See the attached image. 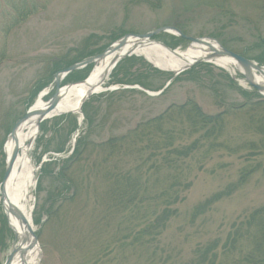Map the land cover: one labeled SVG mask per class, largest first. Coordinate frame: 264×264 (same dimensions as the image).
<instances>
[{
  "label": "rangeland",
  "instance_id": "obj_1",
  "mask_svg": "<svg viewBox=\"0 0 264 264\" xmlns=\"http://www.w3.org/2000/svg\"><path fill=\"white\" fill-rule=\"evenodd\" d=\"M163 26H174L190 37L213 38L264 66V0H0V182L9 132L42 91L49 90L44 102L50 98L57 68L87 52H102L124 35ZM152 40L172 50L189 47L188 41L163 32ZM131 56L134 61L125 65L134 73L129 82L137 80L145 88L133 82H113L112 69L103 88L116 89L90 95L82 104L86 118L82 111L66 113L44 120L42 131L39 125L29 152L34 184L26 205L36 236L37 264H145L138 259L134 241L138 221L121 219L119 213L118 224L106 212L105 171L113 164L103 163L107 153L101 143L188 99L211 115L222 111L226 103L243 101L229 79L250 90L235 68L230 72L211 63L195 64L173 77L171 72H155L159 69L142 56ZM87 66L61 86L86 79L94 64ZM115 78L124 80L119 74ZM139 87L150 93L164 89L153 96ZM167 116L164 128L180 127L185 120L177 117L174 107ZM247 123L246 115L229 113L218 141L230 148H212L203 156L208 145L202 144L185 160L183 169L190 185L154 242L159 257L154 264H183L197 245L215 239L221 243L234 222L264 206V150L257 144L260 135ZM183 127L182 138L174 145L189 144L198 136ZM80 136L81 155L64 170L69 186L56 178L53 165L40 171L44 162L68 156ZM146 142L130 145L128 141L123 147L142 145L147 153ZM125 150L114 158L118 168L142 165L147 174L151 172L149 160L142 163ZM218 195V200L207 202ZM15 240L0 205V264Z\"/></svg>",
  "mask_w": 264,
  "mask_h": 264
},
{
  "label": "trees",
  "instance_id": "obj_2",
  "mask_svg": "<svg viewBox=\"0 0 264 264\" xmlns=\"http://www.w3.org/2000/svg\"><path fill=\"white\" fill-rule=\"evenodd\" d=\"M221 43L223 44V42ZM100 51L101 49L96 52H87L57 68L54 73ZM132 61H134L132 56L121 59L112 70L111 77L114 79L112 81L117 83L133 82L145 88L146 85L137 80L129 82L130 76H134V73L131 74L125 65ZM201 64L199 63L197 66H201ZM87 67L66 75L61 81V85L73 81V77L86 70ZM147 67L153 69L148 65ZM118 74L124 77V80H117L115 75ZM170 74L172 75V73ZM229 84L243 96V101L226 103L222 111L211 115L203 112L197 103L188 99L184 103L171 106L161 114L138 124L125 134L108 138L101 143L107 153L103 158V163L113 164L110 169L105 171L107 180L103 191V200L107 204L108 211L106 210V212L111 215V220L116 218L118 224L119 213L122 214L121 219L129 218L138 221L139 228L134 241L137 244L138 259L145 264H154L153 262L159 258L156 256L158 248L153 247L154 242L165 229L169 219L176 214L175 205L183 199L182 193L190 185L185 178L186 174L183 169L185 160L195 155V151L202 144L208 145L202 153L203 156L207 155L212 148L225 150L230 148L225 141H218V138L223 135L226 115L229 113L246 115L248 118L247 127L255 134L260 135L257 144L259 149L264 150V98L258 95L253 88L249 87L250 90H244L237 87L230 79ZM173 107L178 114L177 117L181 118L180 115H182L185 120L180 121L182 124L180 127L176 125L175 128L173 126L164 128V120ZM81 111L86 118L84 105H82ZM183 125L198 133V136L189 144L174 145L176 140L180 141L182 138ZM42 130L43 127L40 124L39 131ZM154 135L157 136L156 139H154ZM143 139L150 146L147 153L142 145H135L136 148L129 147L127 150L132 157L141 159L142 163L149 160L151 172L147 174L142 169V165L126 170L118 168V159L114 158L121 155L119 154V152L122 153L121 150H125L123 146L128 141H130V145H133ZM36 141L38 146L41 145L38 138ZM82 143L83 137L80 136L68 156L44 162L40 171L43 172L46 166L53 165L56 178H63L65 185L69 186L71 181L65 177L64 170L67 169L68 163L81 155L79 146ZM252 145L254 146V143ZM241 178L243 179L242 176ZM218 198L219 195L207 202L218 200ZM217 249H220L219 253L216 252ZM183 264H264V206L255 208L242 219L234 222L221 243L215 239L197 245L192 251V257Z\"/></svg>",
  "mask_w": 264,
  "mask_h": 264
},
{
  "label": "bare ground",
  "instance_id": "obj_3",
  "mask_svg": "<svg viewBox=\"0 0 264 264\" xmlns=\"http://www.w3.org/2000/svg\"><path fill=\"white\" fill-rule=\"evenodd\" d=\"M126 51H133L135 55L142 56L153 66L162 69L166 72L175 73L184 68L194 59L203 57L207 48L192 44L185 50L176 49L173 52L161 46L154 41L138 42L130 38L126 44L118 51H112L104 58L99 59L94 64L92 70L85 79V83H75L67 87H62L59 92V100L54 113L49 118L59 116L66 113H77L81 102L92 94H97L104 91L103 83L109 75L111 61ZM215 65L229 70L230 72L236 67L235 63L229 58H220L214 61ZM256 81L262 83L264 79L260 75H254ZM44 96V95H43ZM43 96L38 97L30 106L33 109L44 106ZM36 129V117L30 116L23 121L15 130L14 137L8 138L3 151L7 160L12 149L18 147V155L12 164V168L8 177L2 186V196H0V205L2 211L7 210L11 205L20 210L26 218L28 224L29 208L26 205L29 200V192L33 187L34 169L31 166L29 152L32 148V137ZM7 224L15 233L16 254L14 255L11 264H23L19 259V249H25L29 245V240L24 242L28 235V228L18 218H15L10 213L6 216ZM38 247L35 245L31 250L26 252L24 256V264H37Z\"/></svg>",
  "mask_w": 264,
  "mask_h": 264
},
{
  "label": "water",
  "instance_id": "obj_4",
  "mask_svg": "<svg viewBox=\"0 0 264 264\" xmlns=\"http://www.w3.org/2000/svg\"><path fill=\"white\" fill-rule=\"evenodd\" d=\"M168 33L170 35H174L177 37H180L186 41L189 42V46H191L192 44H196L198 46H205L207 48V52L203 57L194 59L191 63H189L187 66H185L184 68L176 71L175 73H173V77L175 75H178L180 72L188 69L189 67L198 64V63H212L215 64L214 61L220 59V58H229L232 60V62L235 63V68L238 71V73L240 75H242L243 79L245 80V83L247 85H249L250 87H253L255 89V91L264 98V82L260 83L258 81H256V79L254 78L255 74H258L260 76L263 77L264 79V66L257 64L256 62L247 59L239 54H236L226 48H224L218 41H216L213 38H199V37H190L188 35H185L184 33H182L178 28L174 27V26H163V27H159L157 29H154L152 31L143 33V34H132V35H124L121 38H119L116 42H114L113 44H110L105 50H103L102 52L96 54V55H92L86 58H83L82 60L60 70L57 71L54 74L53 77V81L51 83V88L53 89V93L50 96V98L44 102V106L40 107V108H35L33 109L32 107H29L27 109V111L24 113V115L22 117H20L15 124L13 125L11 131L9 132L8 137L9 138H13L14 137V133L15 130L18 128V126L25 121L26 119H28L30 116H35L36 117V129H35V133L32 137L31 143H33L37 132L39 130V125L42 121L46 120L49 118V116L52 115V113H54L56 106L58 104V100H59V95L58 92L62 87H67L71 84L65 85V86H60V82L62 81V79L69 74L72 71L75 70H79L84 68L85 66L89 65V64H95L97 60L104 58L107 54L111 53L112 51H118L119 49H121L126 42L132 38L135 41L138 42H142V41H153L152 37L157 35L158 33ZM159 43L161 46H163L164 48L168 49L169 51L173 52L174 50L169 49L168 47H166L163 43L157 42ZM134 55L133 51H126L124 53H121L120 55L116 56L113 61H111V65H110V70L109 73L111 72V70L114 68V66L116 65V63L121 60L124 57L127 56H131ZM150 63V62H149ZM156 67V66H155ZM159 70L163 71L162 69L158 68ZM171 80V79H170ZM170 80L166 83V85L164 86V88L170 83ZM78 83H85V79L78 82ZM163 88V89H164ZM116 88L113 87H107V88H103V90H114ZM139 89L143 90L146 94L148 95H158L160 94L163 89H161L160 91L156 92V93H150L146 90H144L143 88L139 87ZM49 90H44L42 91L38 97L43 96L45 94H47ZM37 97V98H38ZM89 97V95L81 102L77 113L81 114V106L84 103V101ZM73 146H74V139H73ZM73 148V147H72ZM72 150V149H71ZM18 155V147L15 146L12 151L11 154L9 156V158L7 160H5V167H4V174L2 177V180L0 182V196H2V186L6 180V178L8 177L10 170L12 168V164L14 163V160L16 159ZM44 161H41V163H43ZM41 163L38 165V167H40ZM10 213L12 216H14L15 218H18L19 220H21L22 222H24V224L27 226L28 228V235L27 237L24 239V242L29 240V245L25 248V249H19V259L21 260V262L24 264L25 260H24V256L26 254V252H28L29 250L32 249L33 246L36 245V236L34 235L33 232V228L31 223L28 224L26 218L22 215V213L20 212V210L16 207H13L11 205L8 206L7 210H4V215H5V219L7 214ZM30 216V215H29ZM7 220V219H6ZM30 220V217H29ZM31 222V221H29ZM8 227L11 229V227L8 225ZM12 230V229H11ZM13 232V230H12ZM14 235V239H15V233L13 232ZM16 254V248L14 247V243L12 244V249L10 254L6 257L5 261L3 262V264H11L12 259L14 257V255Z\"/></svg>",
  "mask_w": 264,
  "mask_h": 264
}]
</instances>
